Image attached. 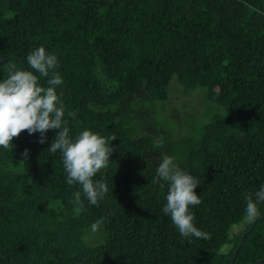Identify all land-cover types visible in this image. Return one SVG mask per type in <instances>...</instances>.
Masks as SVG:
<instances>
[{
    "label": "trees",
    "instance_id": "trees-1",
    "mask_svg": "<svg viewBox=\"0 0 264 264\" xmlns=\"http://www.w3.org/2000/svg\"><path fill=\"white\" fill-rule=\"evenodd\" d=\"M172 78L197 135L155 117ZM258 215L264 0H0V264H230Z\"/></svg>",
    "mask_w": 264,
    "mask_h": 264
},
{
    "label": "rangeland",
    "instance_id": "rangeland-1",
    "mask_svg": "<svg viewBox=\"0 0 264 264\" xmlns=\"http://www.w3.org/2000/svg\"><path fill=\"white\" fill-rule=\"evenodd\" d=\"M169 91L170 97L167 103L154 102V106L156 107L155 117L162 124L166 132H172L176 137L192 133L191 130H195L191 135L199 134L200 122H206L208 120L207 114L218 112V108L215 105L209 104L210 107H208L204 95V88H197L194 92L184 94L176 84L175 78H172L169 84ZM54 204L57 206L60 205L58 202H54ZM66 211L69 215L76 212L74 208L66 209ZM250 219L251 217L247 218L246 222ZM244 223L245 219L239 225H233L231 227V233H238L242 230L245 225ZM93 229L92 233L90 231L84 237V241L88 242L89 245L102 243L103 240L97 242L99 237L101 239L102 235L101 223H96Z\"/></svg>",
    "mask_w": 264,
    "mask_h": 264
},
{
    "label": "water",
    "instance_id": "water-1",
    "mask_svg": "<svg viewBox=\"0 0 264 264\" xmlns=\"http://www.w3.org/2000/svg\"><path fill=\"white\" fill-rule=\"evenodd\" d=\"M262 217H264V215H258V216H256V217H254L253 220L251 221L250 225L248 226V228H247V229L244 231V233L241 235V237H240V239H239V242H238V245H237V248H236V250L234 251L233 256L231 257L230 264H234V260H235V258H236V256H237L238 250H239V248H240V246H241L243 240L245 239V237H246L248 231L252 228V226L255 224V222H256L257 220L261 219ZM263 261H264V259H260V260H258V263H261V262H263ZM253 264H255V263H253Z\"/></svg>",
    "mask_w": 264,
    "mask_h": 264
}]
</instances>
